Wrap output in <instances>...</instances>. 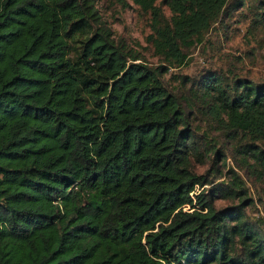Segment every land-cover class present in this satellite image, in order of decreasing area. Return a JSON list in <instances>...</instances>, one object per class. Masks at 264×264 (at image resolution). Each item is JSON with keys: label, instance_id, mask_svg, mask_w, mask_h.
<instances>
[{"label": "trees", "instance_id": "obj_1", "mask_svg": "<svg viewBox=\"0 0 264 264\" xmlns=\"http://www.w3.org/2000/svg\"><path fill=\"white\" fill-rule=\"evenodd\" d=\"M254 1L0 0V264H264V81L181 73Z\"/></svg>", "mask_w": 264, "mask_h": 264}, {"label": "rangeland", "instance_id": "obj_2", "mask_svg": "<svg viewBox=\"0 0 264 264\" xmlns=\"http://www.w3.org/2000/svg\"><path fill=\"white\" fill-rule=\"evenodd\" d=\"M256 3V0L248 3L247 7L228 18L224 30L209 32L205 40L191 51L190 63L181 69V73L195 75L206 69H216L223 72L233 71L254 81H264V22L259 23L256 19L260 9L256 7ZM97 6L116 39L122 38L140 50L148 62H157L146 40L150 33L148 16L142 15L135 5L124 10L114 6L111 0H97ZM164 12L166 15L170 14L167 7H164ZM227 165L235 168L231 159H228ZM204 169L205 166L197 168L199 172ZM238 171L251 189L252 197L256 198L259 194L258 186L248 179L244 171ZM221 180L223 178L217 181ZM227 203L223 199L215 202L218 207ZM247 211L252 218L263 215L258 202Z\"/></svg>", "mask_w": 264, "mask_h": 264}]
</instances>
